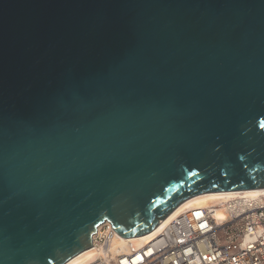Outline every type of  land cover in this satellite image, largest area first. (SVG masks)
I'll list each match as a JSON object with an SVG mask.
<instances>
[{
    "label": "water",
    "instance_id": "obj_1",
    "mask_svg": "<svg viewBox=\"0 0 264 264\" xmlns=\"http://www.w3.org/2000/svg\"><path fill=\"white\" fill-rule=\"evenodd\" d=\"M261 189L264 0H0V264Z\"/></svg>",
    "mask_w": 264,
    "mask_h": 264
},
{
    "label": "built area",
    "instance_id": "obj_2",
    "mask_svg": "<svg viewBox=\"0 0 264 264\" xmlns=\"http://www.w3.org/2000/svg\"><path fill=\"white\" fill-rule=\"evenodd\" d=\"M217 211L223 220L216 219ZM119 237L108 222L98 226L89 264H264V194L183 206L138 248L120 251Z\"/></svg>",
    "mask_w": 264,
    "mask_h": 264
},
{
    "label": "bare ground",
    "instance_id": "obj_3",
    "mask_svg": "<svg viewBox=\"0 0 264 264\" xmlns=\"http://www.w3.org/2000/svg\"><path fill=\"white\" fill-rule=\"evenodd\" d=\"M264 194V189L261 190H250V191H237V192H221V193H209V194H202L195 196L193 198H190L184 202H182L170 215H168L162 222L169 220L173 215H175L183 206H191V207H203L205 205H209L213 203V201L220 197H228V196H235V195H243L245 197L253 198L255 196H260ZM215 217L218 221H221L224 219V215L222 212L217 211L215 212ZM155 230V229H154ZM154 230L150 233L140 236L137 238H131V239H123L122 237H119V239L116 240L115 244L116 247L119 248L120 251L124 252L127 251L130 247L132 248H138L142 241L147 238L148 235L154 234ZM91 261V255L90 251L86 250L72 259H70L65 264H89Z\"/></svg>",
    "mask_w": 264,
    "mask_h": 264
}]
</instances>
